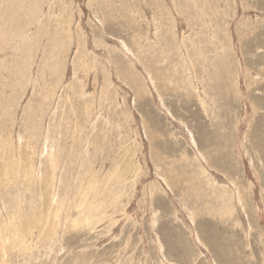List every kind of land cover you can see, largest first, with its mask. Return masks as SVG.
Returning a JSON list of instances; mask_svg holds the SVG:
<instances>
[{
    "label": "rangeland",
    "instance_id": "obj_1",
    "mask_svg": "<svg viewBox=\"0 0 264 264\" xmlns=\"http://www.w3.org/2000/svg\"><path fill=\"white\" fill-rule=\"evenodd\" d=\"M0 264H264V0H0Z\"/></svg>",
    "mask_w": 264,
    "mask_h": 264
},
{
    "label": "bare ground",
    "instance_id": "obj_2",
    "mask_svg": "<svg viewBox=\"0 0 264 264\" xmlns=\"http://www.w3.org/2000/svg\"><path fill=\"white\" fill-rule=\"evenodd\" d=\"M11 4V3H10ZM14 5V4H13ZM27 13V12H26ZM30 15V14H29ZM4 34V33H3ZM85 51V50H84ZM80 58V57H79ZM81 68V67H80Z\"/></svg>",
    "mask_w": 264,
    "mask_h": 264
}]
</instances>
